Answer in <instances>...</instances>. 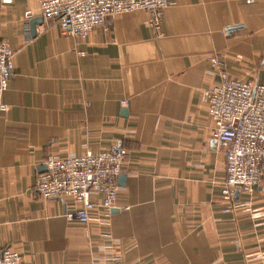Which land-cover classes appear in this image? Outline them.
<instances>
[{
    "label": "crops",
    "instance_id": "obj_1",
    "mask_svg": "<svg viewBox=\"0 0 264 264\" xmlns=\"http://www.w3.org/2000/svg\"><path fill=\"white\" fill-rule=\"evenodd\" d=\"M148 19L121 13L79 39L38 0H0L15 72L0 111V249L24 264H264V161L253 194L223 200L228 145L211 138L203 98L221 82L212 56L228 79L264 84V0H169L161 37ZM118 147L115 206L96 219H69L79 201L37 190L49 154Z\"/></svg>",
    "mask_w": 264,
    "mask_h": 264
},
{
    "label": "built area",
    "instance_id": "obj_2",
    "mask_svg": "<svg viewBox=\"0 0 264 264\" xmlns=\"http://www.w3.org/2000/svg\"><path fill=\"white\" fill-rule=\"evenodd\" d=\"M10 3L12 0H1ZM44 20L55 19L70 36L84 39L97 25L108 29L115 15L142 9L148 12V24L157 37L162 36L163 9L169 0H38ZM251 3L254 0H245ZM30 17V11L25 12ZM14 51L6 40H0V111L9 105L2 99L8 81L15 77ZM220 74L221 82L203 92L214 127L211 138L228 145L225 155L226 176L221 190L224 201H236V193L251 195L262 179L264 161V84L228 79L223 61L209 58ZM121 104L126 106L127 101ZM127 151L123 147L82 155L61 157L49 154L46 170L38 175L36 188L46 199L71 198L81 203L66 217L82 223L96 219L95 208L111 210L119 189L118 176ZM101 195L96 201L91 194ZM231 206L223 211H230ZM0 264H24L22 257L11 249H0Z\"/></svg>",
    "mask_w": 264,
    "mask_h": 264
},
{
    "label": "water",
    "instance_id": "obj_3",
    "mask_svg": "<svg viewBox=\"0 0 264 264\" xmlns=\"http://www.w3.org/2000/svg\"><path fill=\"white\" fill-rule=\"evenodd\" d=\"M40 21H42V18H34V19H32V21H31V24H32V26H33V29H34V25L36 24V23H38V22H40ZM46 170V165H44L43 166V172ZM120 177V176H119ZM236 196H238V192L236 193Z\"/></svg>",
    "mask_w": 264,
    "mask_h": 264
}]
</instances>
